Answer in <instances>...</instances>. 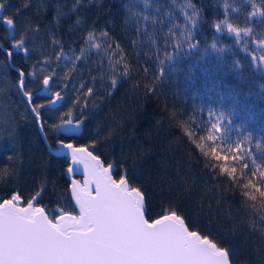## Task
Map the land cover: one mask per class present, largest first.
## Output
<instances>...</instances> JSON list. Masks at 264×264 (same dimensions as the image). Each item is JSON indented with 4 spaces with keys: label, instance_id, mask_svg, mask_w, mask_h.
Masks as SVG:
<instances>
[{
    "label": "trees",
    "instance_id": "1",
    "mask_svg": "<svg viewBox=\"0 0 264 264\" xmlns=\"http://www.w3.org/2000/svg\"><path fill=\"white\" fill-rule=\"evenodd\" d=\"M190 2L81 0L72 11L76 0H6L1 17L15 15L17 34L26 21L39 28L29 33L35 50L24 66L50 59L51 64L37 63L34 70L42 78L55 69L58 76L52 91L60 90L64 96L57 108L43 110L44 118L56 120L79 97L82 103L73 109L75 117H80L83 107L87 119L80 135L71 137L78 144L98 140L92 150L105 163H114L115 177L127 170L131 184L146 194L149 220L176 210L189 229L229 249L233 264H264V223L259 214L253 215L254 202H246L243 195V184L256 179L252 172L264 168V62L258 59L264 55V8L258 7L264 0H194L200 15L194 26L187 24L193 39L185 41V10L191 15L192 10L186 9ZM57 5L67 15L54 19ZM142 14L155 21H143ZM77 19L81 23L69 29ZM219 21L217 31L214 23ZM227 23L238 26L239 34L227 30ZM7 31L0 22L5 47L10 46ZM89 31L94 33L90 42ZM0 60L7 61L2 50ZM14 60L18 67L20 57ZM16 79L13 68L0 79V132L4 133L0 199L18 192L24 203L43 186L36 205L46 206L50 214L58 207L73 213L65 175L68 159L47 149L13 87ZM89 87L92 95L87 94ZM13 121L17 147L7 138ZM213 123L221 125L215 144L201 139ZM47 139L48 144H57V134L49 133ZM238 143L243 159L234 161L227 148ZM217 145L225 148L220 154L227 161L204 155ZM225 163L237 169L235 177L220 172ZM255 203L259 207V198Z\"/></svg>",
    "mask_w": 264,
    "mask_h": 264
},
{
    "label": "snow or ice",
    "instance_id": "2",
    "mask_svg": "<svg viewBox=\"0 0 264 264\" xmlns=\"http://www.w3.org/2000/svg\"><path fill=\"white\" fill-rule=\"evenodd\" d=\"M80 2L81 0H76L72 11L76 10V5ZM144 2L147 4V0ZM5 3L6 0H0V9L5 7ZM27 6V4L23 5V7ZM187 8L192 11L189 15L185 10L183 38L185 41H190L193 39V33L187 24L189 22L193 26L196 24L200 9L195 5L194 0L186 5ZM132 14L141 15L136 12ZM66 15L67 13L62 12L57 5L54 19ZM142 15L145 22L155 21V17ZM0 22L7 26L5 39L10 45L5 47L3 41H0V50L7 57V61L0 60V79L8 76L9 68L15 69L17 79L13 87L20 94L21 103L26 105L25 111L31 112L46 140L49 133L57 134L58 147L53 151L59 153L60 149H64L71 165L82 166L84 173L82 182L76 179L70 181V194L74 205L78 208L77 215L62 207L53 209L55 214H50L46 211V206H36L34 201L40 197L43 186L41 191H37L35 196L27 199L23 204L24 198L18 192H14L11 198L0 201V264H233L229 249L201 235L198 231L190 230L184 218L176 210H169L167 214L151 221L146 218V212L150 211L146 206V194L141 187L131 184L126 169L118 179H114L115 165L111 162L105 163L102 157L92 150L99 143L98 140L90 139L87 143L78 144L71 136L67 140L63 138L64 132L76 133L83 128L87 119L83 115V107L79 108V118L75 117L73 111L82 103L81 100L77 97L72 108L58 116L56 120L47 121L43 116V110L57 104L64 99V96L60 90L52 91V82L54 77L58 76L55 69L42 78L34 70L37 63L51 64L50 59L35 61L30 68L24 66V62L31 59L30 52L35 50L29 44V33H35L39 28L26 21V27L17 34L14 31L17 23L15 15L0 17ZM139 22L135 21V23ZM80 23L81 20L77 19L74 24L69 25V29ZM214 26L219 31L221 21L215 22ZM226 27L229 31L234 30L237 35L241 31L232 23H227ZM93 35V31L87 33L89 42L93 39ZM53 43L60 45L61 41L53 40ZM133 43L136 41L134 40ZM95 47L98 48L99 45ZM16 56L20 57L18 67L14 60ZM59 59L58 55L56 60ZM258 59L264 62V55ZM158 71L160 72V68ZM127 74L128 70L125 66L124 75ZM116 83V79L113 78L111 87L115 88ZM83 87L84 85L81 84L80 88ZM45 91L50 93L47 98L44 97ZM92 93L93 89L87 88V94L92 95ZM83 103L86 104L87 101ZM220 127V123H213L211 131L201 139L215 144ZM188 135L192 136L193 133L188 132ZM16 137L17 122L13 121L7 131V138L13 141L14 147L18 146ZM3 138L4 133L0 132V140ZM48 146L51 148L52 144L49 143ZM198 146L203 151L204 145ZM240 148V143L227 148L228 152L233 153L234 161L243 159L239 155ZM223 151H226L225 148L217 145L204 155L227 161L228 157L220 154ZM16 155L18 157L19 153ZM8 159L12 160L13 157L9 156ZM247 166V164L243 165L244 168ZM73 171L72 166L67 167V173L71 174ZM220 172L235 177L237 169L230 168L225 163L220 165ZM252 177L256 179L249 178L247 183L243 184L245 190L243 195L247 198L246 202H254L250 205L253 215L259 214L261 223H264V168L258 167L257 171L252 172ZM258 198L259 207L255 203ZM251 223L253 226L256 224L255 221Z\"/></svg>",
    "mask_w": 264,
    "mask_h": 264
},
{
    "label": "water",
    "instance_id": "3",
    "mask_svg": "<svg viewBox=\"0 0 264 264\" xmlns=\"http://www.w3.org/2000/svg\"><path fill=\"white\" fill-rule=\"evenodd\" d=\"M1 10V9H0ZM49 94V92H47V91H45L44 92V95H48ZM62 102V100L60 101V102H58L57 104H55V105H51L50 107H52V108H57V106L60 104ZM38 129H39V131H40V134H41V137H42V139H44L43 140V142H44V144L46 145V147H47V149L52 153V154H54V155H58L59 157L60 156H65L68 160V166L67 167H69V166H72L73 167V169H74V171L71 173V174H69V173H67V170H65V175H66V177H67V179H69L70 181H71V179H76V180H80L81 182L84 180V173H83V170H82V166H80V165H71V162H70V158L68 157V154H67V152L64 150V149H60V152L59 153H56L55 151H53V149L54 148H56V147H58V145L56 144L55 146H52L51 148L48 146L49 144H48V142H47V140L44 138V136H43V134H42V131H41V129L38 127ZM82 130V129H81ZM81 130H80V132H81ZM62 132H63V130H62ZM80 132H76V133H74V132H64L63 134L64 135H67L68 137H69V135L70 136H72V135H80ZM48 151V152H49ZM114 164V163H113ZM67 167H66V169H67ZM113 177H114V175H113ZM114 179H118L117 177H114ZM70 181H69V190L71 189V183H70ZM69 194H70V191H69ZM6 199H8V198H6ZM70 199L72 200V198H71V194H70ZM3 199H0V201H2ZM35 203V202H34ZM72 204L74 205V201H72ZM36 206H40V205H36ZM74 207H75V210H77L76 211V214H74V215H77L78 214V208L74 205ZM162 215H164V214H162ZM161 216V215H160ZM147 218V217H146ZM157 218H159V216L157 217ZM155 219V218H154ZM151 221V220H150ZM191 230V229H190ZM192 231H195V230H192Z\"/></svg>",
    "mask_w": 264,
    "mask_h": 264
},
{
    "label": "rangeland",
    "instance_id": "4",
    "mask_svg": "<svg viewBox=\"0 0 264 264\" xmlns=\"http://www.w3.org/2000/svg\"><path fill=\"white\" fill-rule=\"evenodd\" d=\"M62 58L64 59V61L67 60V55L65 54V56H62Z\"/></svg>",
    "mask_w": 264,
    "mask_h": 264
},
{
    "label": "clouds",
    "instance_id": "5",
    "mask_svg": "<svg viewBox=\"0 0 264 264\" xmlns=\"http://www.w3.org/2000/svg\"><path fill=\"white\" fill-rule=\"evenodd\" d=\"M258 7H260V8H264V5H258Z\"/></svg>",
    "mask_w": 264,
    "mask_h": 264
},
{
    "label": "flooded vegetation",
    "instance_id": "6",
    "mask_svg": "<svg viewBox=\"0 0 264 264\" xmlns=\"http://www.w3.org/2000/svg\"><path fill=\"white\" fill-rule=\"evenodd\" d=\"M0 17H1V14H0Z\"/></svg>",
    "mask_w": 264,
    "mask_h": 264
}]
</instances>
